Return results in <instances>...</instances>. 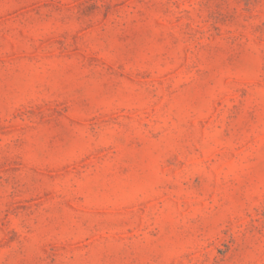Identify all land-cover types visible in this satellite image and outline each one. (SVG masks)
<instances>
[{
	"label": "rangeland",
	"instance_id": "rangeland-1",
	"mask_svg": "<svg viewBox=\"0 0 264 264\" xmlns=\"http://www.w3.org/2000/svg\"><path fill=\"white\" fill-rule=\"evenodd\" d=\"M0 264H264V0H0Z\"/></svg>",
	"mask_w": 264,
	"mask_h": 264
}]
</instances>
